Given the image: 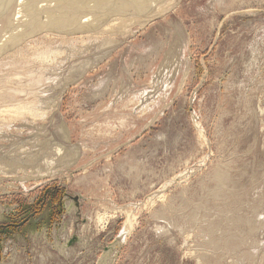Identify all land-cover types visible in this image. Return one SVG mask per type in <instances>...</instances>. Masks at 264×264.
Listing matches in <instances>:
<instances>
[{
    "label": "rangeland",
    "instance_id": "rangeland-1",
    "mask_svg": "<svg viewBox=\"0 0 264 264\" xmlns=\"http://www.w3.org/2000/svg\"><path fill=\"white\" fill-rule=\"evenodd\" d=\"M95 30L2 46L0 264H264V0Z\"/></svg>",
    "mask_w": 264,
    "mask_h": 264
},
{
    "label": "bare ground",
    "instance_id": "bare-ground-1",
    "mask_svg": "<svg viewBox=\"0 0 264 264\" xmlns=\"http://www.w3.org/2000/svg\"><path fill=\"white\" fill-rule=\"evenodd\" d=\"M0 0V8L5 10H30V15L20 16L8 23L6 19L0 21V53L5 44L11 46L33 35V31L49 25L52 29L74 31L96 28L95 32L102 33L108 30H123L134 22H144L148 16L159 10H166L169 4L176 0ZM8 6V7H7ZM34 8V9H32ZM32 10H38L31 12ZM59 10H94L92 17H86L79 22L78 17L65 11V19L71 22L59 23L53 19L52 13ZM115 12V13H114ZM108 13V14H106ZM111 13V14H110ZM44 14L43 16H41ZM80 14V13H78ZM111 15V16H109ZM105 16V17H103ZM64 20V19H63ZM4 45V47H2ZM6 47V48H8ZM12 47V46H11ZM6 50V49H5ZM130 215V214H129ZM129 217V216H128ZM130 221V220H128ZM127 226V225H126ZM124 234V232H123Z\"/></svg>",
    "mask_w": 264,
    "mask_h": 264
}]
</instances>
